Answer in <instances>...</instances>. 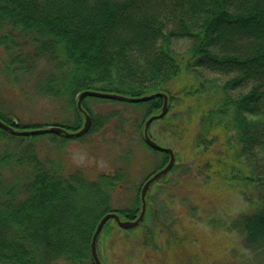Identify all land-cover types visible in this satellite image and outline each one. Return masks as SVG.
<instances>
[{
    "label": "trees",
    "instance_id": "1",
    "mask_svg": "<svg viewBox=\"0 0 264 264\" xmlns=\"http://www.w3.org/2000/svg\"><path fill=\"white\" fill-rule=\"evenodd\" d=\"M175 41H186L187 48L176 52L171 47ZM36 59L44 61L46 74L34 68ZM2 76L9 80L10 93L11 83L36 80L32 87L38 98L58 101L69 110L65 112L72 124H55L68 132L84 122L76 101L85 90L127 98L165 93L168 110L160 120L169 114L174 96L191 101L185 119L198 126L193 157L208 156L203 166L195 167L208 186L251 188L252 194L244 196L251 211L233 219L228 230L239 232L243 244L264 257V0H0ZM174 80L182 81L176 91L171 90ZM93 100L125 109L96 112ZM162 102L160 97L139 103L84 97L81 104L90 126L79 137L19 136L0 128V264H94L90 243L98 221L108 213L135 220L142 184L168 161L166 153L143 138L144 122L160 113ZM130 107L137 118L129 115ZM0 121L14 130L52 125L27 123L1 107ZM110 133L113 149L118 137L138 134L151 151L143 148L149 159L154 153L162 156L123 208H114L112 200L120 191L129 194L136 176L140 158L132 156L130 146L114 152L112 171H99L93 178L82 168L67 172L64 150L70 143L89 135L104 143ZM45 136L51 143L49 156L36 144ZM177 167L175 162L150 184L142 221L122 232L132 234L155 219L151 189L159 188L161 180L169 186L165 179ZM14 168L24 175H4ZM111 222L120 229L114 220L105 223L96 239L97 254ZM163 227L161 243L147 230L141 245L157 264H203L191 245L196 239L191 232L176 238Z\"/></svg>",
    "mask_w": 264,
    "mask_h": 264
},
{
    "label": "rangeland",
    "instance_id": "2",
    "mask_svg": "<svg viewBox=\"0 0 264 264\" xmlns=\"http://www.w3.org/2000/svg\"><path fill=\"white\" fill-rule=\"evenodd\" d=\"M17 41L21 43L18 38ZM171 47L179 53L187 48V42L175 41ZM34 68L39 72L43 69V75L47 73V67L42 59L35 60ZM207 77L213 79L211 75ZM32 81L33 79L28 82L22 79L15 85L11 83L10 93L7 91L9 80L4 76L0 77L1 110L8 115L20 116L27 123L31 121L42 126L72 124V119L66 115L69 110H65L66 108H63L58 101L38 98L32 87L36 80ZM186 82L193 84L190 75ZM173 83L172 91L182 86L181 80H174ZM91 104L96 112L125 109L122 105L100 100H93ZM192 104L191 101L184 103L181 96H174L166 119L150 124L149 136L157 144L174 151L178 167L165 179L169 186L163 185L164 181L161 180L158 182L159 188L155 186L151 189L154 206L157 209L155 219H150L132 234H125L121 231H125L124 229H117L111 222L112 230L102 235L98 244V255L103 264H157L153 255L142 249L141 245L147 230L152 231L156 241L161 243L165 236L164 225L170 229L174 237L182 238L186 233L191 232L190 234L196 237L193 238L194 242L191 245L196 248L199 256H203V264H264V257L257 251L248 249L243 244L239 232L228 230L233 219L251 211V206L244 199L245 195L252 194L251 188L229 191L220 185L208 186L202 170L195 167L199 164L203 166L208 156L204 153L206 156L193 157L195 150L192 146L193 136L198 126L197 122H189L185 119L187 107H192ZM210 106L208 103L207 107ZM127 111L131 117L137 118L139 115L131 107L127 108ZM48 137L38 140L36 144L38 150L45 151L49 156L51 143L46 139ZM106 137L104 143L100 137L93 135L70 143L64 150L68 157L67 172L82 168L87 176L93 178L99 171H112L116 168L112 163L114 152H118L119 148L130 146L132 156L140 158L136 176L128 188L129 194L120 191L112 200L114 208L127 207L130 196L135 195V187L159 165L162 156L153 152V156L150 155L149 159V155L144 151L146 147L141 144L138 134L118 137L116 149H113V142L110 141H115L113 133L107 134ZM14 169V171H4V175L5 173L8 177L24 175L18 168Z\"/></svg>",
    "mask_w": 264,
    "mask_h": 264
},
{
    "label": "water",
    "instance_id": "3",
    "mask_svg": "<svg viewBox=\"0 0 264 264\" xmlns=\"http://www.w3.org/2000/svg\"><path fill=\"white\" fill-rule=\"evenodd\" d=\"M87 96L88 97L101 98V99H108V100L129 101L131 103L146 102L153 97L162 98L163 102H162V107H161L160 113L157 115L149 117L146 120V122L144 123L143 137H144L145 142L152 149H154L156 151H160V152H165L169 156L167 164L162 169H160L159 171L154 173L152 176H150L142 185V188L140 190L141 207H140L139 215L135 220H133V221H129V220L121 221L116 213H108V214L104 215L98 221L96 228H95L93 235H92V239H91V243H90V252H91V256H92L94 264H101V262L98 258V255L96 253V239H97L98 235L100 234L104 224L109 219H114L116 221L117 225L122 229H130V228L136 227L142 221L144 213H145V208H146L145 196H146V192L149 188V185L153 181L158 179L160 176L166 174L172 168V166L174 164L173 150L171 148H164V147H161L160 145H158L156 142H154L149 137L148 132H147L149 124L154 119H160L166 114V112H167V96H166V94L165 93H155L152 95L142 96V97H138V98H131V97L127 98V97L117 95V94H113V93H104V92L95 91V90H85V91L80 92L77 96L76 107L80 112L83 113L84 123H83L82 127L76 132H67L63 128L58 127V126H51L48 128L35 129V130H14L11 126L6 125L2 121H0V128L10 132L11 134L19 135V136H28V135L43 134V133H53V134H64L66 137H79V136L83 135L84 133H86V131L88 130V128L90 126V116L84 111V109L82 108V104H81L82 99L84 97H87Z\"/></svg>",
    "mask_w": 264,
    "mask_h": 264
}]
</instances>
